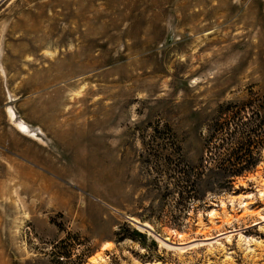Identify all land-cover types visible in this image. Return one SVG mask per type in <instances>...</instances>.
I'll use <instances>...</instances> for the list:
<instances>
[{
  "label": "rangeland",
  "instance_id": "rangeland-1",
  "mask_svg": "<svg viewBox=\"0 0 264 264\" xmlns=\"http://www.w3.org/2000/svg\"><path fill=\"white\" fill-rule=\"evenodd\" d=\"M260 94L264 0H0V264H264V158L178 170Z\"/></svg>",
  "mask_w": 264,
  "mask_h": 264
},
{
  "label": "trees",
  "instance_id": "trees-1",
  "mask_svg": "<svg viewBox=\"0 0 264 264\" xmlns=\"http://www.w3.org/2000/svg\"><path fill=\"white\" fill-rule=\"evenodd\" d=\"M263 158L264 94L240 104L220 105L205 137L200 162L197 165L179 166V199L184 198L190 179L195 186V181L204 175L217 174L231 186L236 177L254 170ZM58 256L70 257L69 252Z\"/></svg>",
  "mask_w": 264,
  "mask_h": 264
},
{
  "label": "bare ground",
  "instance_id": "bare-ground-1",
  "mask_svg": "<svg viewBox=\"0 0 264 264\" xmlns=\"http://www.w3.org/2000/svg\"><path fill=\"white\" fill-rule=\"evenodd\" d=\"M94 8H96V7H94ZM90 11H91V10H90ZM86 13H88V12H86ZM89 14H90V13H89ZM93 14H94V13H93ZM99 14H100L99 12H97V13L94 14V15H98L97 18H96L97 21H100V18H102V15L100 16ZM84 15H85V14H84ZM87 16H88V15H87ZM102 21H103V19L101 20V22H102ZM77 23H78V22H77ZM77 23H76V24H77ZM85 23H86V22H85ZM99 24H100V23H99ZM75 27H76V26H75ZM79 28H80V27H79ZM76 31H77V30H76ZM78 32H79V31H78ZM10 114H11V117L14 116L13 112H10ZM18 127H19V129H21L22 131H27V126L24 125L23 123H22V124L20 123ZM105 245H106V244H105ZM105 245L102 246V249H105V248H106L107 245H106V246H105Z\"/></svg>",
  "mask_w": 264,
  "mask_h": 264
},
{
  "label": "crops",
  "instance_id": "crops-1",
  "mask_svg": "<svg viewBox=\"0 0 264 264\" xmlns=\"http://www.w3.org/2000/svg\"><path fill=\"white\" fill-rule=\"evenodd\" d=\"M20 123L22 124L23 122H18L17 124L19 125ZM22 150H23V149H22ZM40 165H44V163H43V162H39V166H40ZM40 167H41V166H40ZM41 168H42V167H41Z\"/></svg>",
  "mask_w": 264,
  "mask_h": 264
}]
</instances>
